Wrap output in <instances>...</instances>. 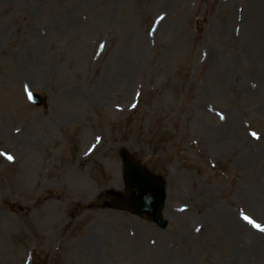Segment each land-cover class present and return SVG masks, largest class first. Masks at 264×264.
<instances>
[{"label": "rangeland", "instance_id": "rangeland-1", "mask_svg": "<svg viewBox=\"0 0 264 264\" xmlns=\"http://www.w3.org/2000/svg\"><path fill=\"white\" fill-rule=\"evenodd\" d=\"M262 186L264 0H0V264H264Z\"/></svg>", "mask_w": 264, "mask_h": 264}, {"label": "water", "instance_id": "water-1", "mask_svg": "<svg viewBox=\"0 0 264 264\" xmlns=\"http://www.w3.org/2000/svg\"><path fill=\"white\" fill-rule=\"evenodd\" d=\"M30 99L35 105L44 102V99L36 93H30ZM120 155L123 163L122 171L129 190V208L134 213H144L160 226H165L166 220L160 218L165 198L163 181L159 176L144 169L139 161L134 160L126 150H122Z\"/></svg>", "mask_w": 264, "mask_h": 264}, {"label": "bare ground", "instance_id": "bare-ground-1", "mask_svg": "<svg viewBox=\"0 0 264 264\" xmlns=\"http://www.w3.org/2000/svg\"><path fill=\"white\" fill-rule=\"evenodd\" d=\"M126 75H124L125 77ZM257 155L253 154L251 156V159L255 158ZM262 216L264 217V186H262ZM230 220V218L228 216H224L223 221L224 223H226V221Z\"/></svg>", "mask_w": 264, "mask_h": 264}, {"label": "snow or ice", "instance_id": "snow-or-ice-1", "mask_svg": "<svg viewBox=\"0 0 264 264\" xmlns=\"http://www.w3.org/2000/svg\"><path fill=\"white\" fill-rule=\"evenodd\" d=\"M244 219L248 222V223H254L251 219H249L247 216L244 217ZM255 227L257 228H260L259 225H254ZM261 230H264V229H261Z\"/></svg>", "mask_w": 264, "mask_h": 264}]
</instances>
